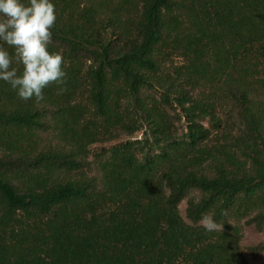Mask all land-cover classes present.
Returning a JSON list of instances; mask_svg holds the SVG:
<instances>
[{
    "label": "trees",
    "instance_id": "16d2710c",
    "mask_svg": "<svg viewBox=\"0 0 264 264\" xmlns=\"http://www.w3.org/2000/svg\"><path fill=\"white\" fill-rule=\"evenodd\" d=\"M52 2L66 82L25 101L0 81V264H249L232 221L264 231V0ZM227 104L239 133L208 146Z\"/></svg>",
    "mask_w": 264,
    "mask_h": 264
},
{
    "label": "clouds",
    "instance_id": "9594fccd",
    "mask_svg": "<svg viewBox=\"0 0 264 264\" xmlns=\"http://www.w3.org/2000/svg\"><path fill=\"white\" fill-rule=\"evenodd\" d=\"M56 20L52 0H0V81L22 100L43 101L48 85L66 82L63 54L49 50ZM13 63L22 65V72ZM201 224L208 232L222 229L210 215H203Z\"/></svg>",
    "mask_w": 264,
    "mask_h": 264
},
{
    "label": "rangeland",
    "instance_id": "374dc122",
    "mask_svg": "<svg viewBox=\"0 0 264 264\" xmlns=\"http://www.w3.org/2000/svg\"><path fill=\"white\" fill-rule=\"evenodd\" d=\"M176 62H179V59L175 58ZM171 69V68H170ZM148 92V91H146ZM155 94V92H151L149 91L147 93V95H152ZM156 95V94H155ZM82 103H86V96L84 95L83 98L80 99ZM230 105H226L223 108H219L218 110V114L224 118L229 116V114L231 113V111L229 110ZM169 112H170V116H171V121L173 122L172 128L174 131H176V134L178 136H183V132H185L186 129V121L184 120V118H182L180 121L173 119L172 117L173 114L175 113L173 109L169 108ZM227 124H225L226 127H223L219 130H216L217 132H215L213 138L209 139L206 144L208 146H211L216 142L217 139H219V141L222 143L224 142V140L221 137V134L223 135H228V132H230L233 135H236L239 133L238 130V126L236 123L237 119L235 117V112L233 111V113L229 116L227 122ZM205 124L208 125L207 121H205ZM147 133V129L146 127H143L142 129H139L138 131H136L133 136L128 137L125 133H121L120 137L117 139H113L111 141H107V142H102V143H96L94 145L91 146V150L92 153H101L104 151V149H109L111 146L113 145H119L122 142H126V141H135V140H140L141 138L144 137V135ZM226 133V134H224ZM41 138L43 140H45L47 143H50V141H54V135L53 134H48V133H44L41 134ZM90 159H92V156L90 157ZM191 195L193 197H197L198 196V191H193L191 193ZM187 206V201L186 199L182 200L179 204V210H180V214L181 216L188 221V219L185 217V209ZM201 223V222H200ZM233 224H237L239 225V230L241 232V238L239 241V245H240V249L245 257V259L247 260V262L249 264H264V251L259 252V253H253V249L252 247H254L255 245L264 242V231L260 230L256 227V225L254 224H247L246 223V219L243 218L241 220H233L232 221Z\"/></svg>",
    "mask_w": 264,
    "mask_h": 264
}]
</instances>
